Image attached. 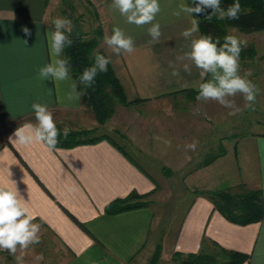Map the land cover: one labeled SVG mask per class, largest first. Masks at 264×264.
I'll return each instance as SVG.
<instances>
[{
    "label": "crops",
    "instance_id": "crops-1",
    "mask_svg": "<svg viewBox=\"0 0 264 264\" xmlns=\"http://www.w3.org/2000/svg\"><path fill=\"white\" fill-rule=\"evenodd\" d=\"M112 2L103 0L98 6L105 18L104 36L118 26L135 47L132 54H117L104 37L100 44L132 101L117 105L103 124L118 132L122 142L107 134L97 142L49 151L44 144L25 148L9 142L17 127L36 123L33 102L47 104L62 129L94 128L97 121L86 113L80 98L68 100L71 85L76 84L70 74L60 82L38 76L40 68L56 59L50 54L48 36L54 31L49 21L55 19L57 0H0V182L9 178L15 182L36 217L33 223L41 224L39 244L26 250L18 247L15 256L0 251V264H17L20 256L19 264H149L156 255L154 264H179L173 253L197 252L203 238L248 254L242 264H264V212L257 222L237 224L199 192L244 184L261 190L264 206V132L234 139L229 115L234 106L196 100L185 92L196 91L199 83L211 79L208 74L202 80L185 55L192 40L202 35L200 28L187 38L181 35L196 19L180 8L190 3L159 0L161 11L153 23L161 25L162 34L153 44L147 31L151 25L127 23L118 9L110 7ZM240 66L243 76L248 69ZM173 68L179 77L171 75ZM234 97L226 99L233 102ZM241 101L245 113L246 101ZM193 141L195 151L188 147ZM128 150L146 160L154 174ZM210 151H214L210 156H217L206 163ZM173 176L188 182L194 196L175 232L168 228L161 233L148 197L158 182ZM133 192L146 194L147 205L104 212L108 202ZM41 254L43 259L37 260Z\"/></svg>",
    "mask_w": 264,
    "mask_h": 264
},
{
    "label": "clouds",
    "instance_id": "clouds-1",
    "mask_svg": "<svg viewBox=\"0 0 264 264\" xmlns=\"http://www.w3.org/2000/svg\"><path fill=\"white\" fill-rule=\"evenodd\" d=\"M195 7L181 4L182 11L189 15L203 14L208 9L211 13L207 15L210 19L216 16L220 20L225 18L230 20L239 19L242 12L239 0L222 8L221 0H193ZM110 7L119 10L121 16L126 18L129 24L137 26L151 25L148 28V34L151 36L149 43H158L161 37V25L156 22L157 14L161 11L159 0H113ZM176 16L180 12L173 13ZM54 31L49 33L48 43L49 51L52 57H56L52 63H48L38 71L39 78L43 80L52 79L56 82L69 79V59L60 58L66 46L72 45V40L66 35V32L72 30V21L57 17L53 20ZM191 28L185 29L181 35L185 38L199 31L197 19L191 21ZM26 35H31L29 29L24 28ZM223 44L220 43V37H213L209 34L199 36L191 42V51L185 55L193 61L200 70L199 75L203 80L208 74L211 79L199 83L196 89V100H215L225 107H232L233 102L228 101L226 97L241 94L246 101V108H253L256 97L260 92L259 87L247 77L251 76V70L240 75V54L241 47L246 46V42L234 35L223 37ZM104 42L119 54L121 51L132 54L135 51L133 39L125 36L122 29L118 26L113 27L110 36H104ZM26 43V41H24ZM110 59L97 53L95 62L92 66L83 70L79 80L86 88L92 87L98 73L107 72V66ZM185 71H188L185 65ZM171 75L179 77V71L173 68ZM72 91L67 94L68 100L79 99L83 92L76 91V84L71 85ZM31 109L35 114L36 123L26 122L17 127L9 136V142L14 145H20L28 148L34 144H44L49 151L57 150L61 130L58 129L53 118V113L48 105L39 102H33ZM241 112L237 108L229 115H236ZM70 129H63V136L67 139ZM188 147L195 151L197 142L193 141ZM11 177V172H10ZM36 217L29 212L27 201L19 193L15 182L10 178L7 182H0V251H6L15 256L17 248L26 250L30 245H36L41 242L38 235L41 224L33 223ZM22 256L16 257L19 264ZM37 260H42L43 255L36 256Z\"/></svg>",
    "mask_w": 264,
    "mask_h": 264
},
{
    "label": "trees",
    "instance_id": "trees-1",
    "mask_svg": "<svg viewBox=\"0 0 264 264\" xmlns=\"http://www.w3.org/2000/svg\"><path fill=\"white\" fill-rule=\"evenodd\" d=\"M190 1L188 0L189 3ZM239 2L242 8L239 19L230 20L225 18L220 20L216 16H212L210 19L208 17L202 19L196 17L202 35L209 34L214 38L220 37V43L223 44V37L228 35L226 32V26L228 25L236 26L241 31L264 29V0H239ZM232 3H234V0H221V6L225 9ZM71 19L80 24L78 18L70 16ZM83 33L82 37L74 38L70 37L66 32V35L73 42L71 46L65 47L60 58H70L69 74L76 82L77 91L84 93L80 97L81 102L88 111L92 112L94 118L101 126L113 115L117 105L126 106L132 101L127 99L111 63L107 66V72L98 73L92 87L86 88L80 82L79 77L83 70L94 64L95 55L99 53L106 56L100 46L104 37L101 23L98 21L97 26L91 31V36L87 37V33L84 31ZM248 56L250 54L246 49H243L240 59L243 60ZM185 92L190 96L197 95L194 90ZM57 127L61 130L57 147H73L82 143L97 142L107 136L105 133L92 136L96 128H84L70 130L67 139H65L62 134V127L59 125ZM215 156L217 155L209 156L205 162H210ZM199 192L205 194L213 203L214 208L231 222L244 225L257 222L263 216L264 206L260 189H250L244 184H238L235 187L200 190ZM145 196L147 195L133 192L125 197L115 198L104 206V212L116 214L146 206L147 201L143 199ZM208 246L212 248V251L208 250ZM156 258L157 255L149 264H154ZM172 259L179 264H242L248 259V254L226 249L210 239L203 238L201 247L197 252H174Z\"/></svg>",
    "mask_w": 264,
    "mask_h": 264
},
{
    "label": "rangeland",
    "instance_id": "rangeland-1",
    "mask_svg": "<svg viewBox=\"0 0 264 264\" xmlns=\"http://www.w3.org/2000/svg\"><path fill=\"white\" fill-rule=\"evenodd\" d=\"M103 0H57L55 8L54 18L63 17L70 20V16L79 19L82 30L87 33V37L91 36V31L97 26V23H101L104 30L105 18L100 13L98 6ZM98 16V17H97ZM50 26L54 28L52 20L49 21ZM55 30V29H54ZM226 32L228 35H234L246 42V46L242 45L243 49H246L250 56L245 59H240V64L251 70L252 75L249 79L255 83L260 92L256 97L253 108H248L247 112H243L241 109V101L243 96L240 94L234 97L233 106L234 110L239 108L241 112L233 115V138L243 137L244 134H251V132H264V29L255 31H241L236 26H226ZM256 76V77H255ZM255 77V78H254ZM239 102V103H238ZM238 103V104H237ZM88 112L91 117L92 112ZM87 124L92 122L86 121ZM92 125H95L92 124ZM96 130L92 136L106 133L109 136L116 138V140L122 142L120 134L116 135L108 126H98L96 122ZM138 161L145 164V168L154 174V171L146 160L139 159L131 150H128ZM214 151H210V154ZM177 176H173L170 181L166 183L158 182L156 190L153 196L148 197L149 202L154 210V223L162 230L170 229L171 234L175 232L184 210L188 206L190 200L193 198L192 187L188 185V182L178 181ZM235 187V186H232ZM225 189V188H222ZM146 199V196L143 198ZM209 247V246H208ZM210 251L212 248L209 247Z\"/></svg>",
    "mask_w": 264,
    "mask_h": 264
},
{
    "label": "water",
    "instance_id": "water-1",
    "mask_svg": "<svg viewBox=\"0 0 264 264\" xmlns=\"http://www.w3.org/2000/svg\"><path fill=\"white\" fill-rule=\"evenodd\" d=\"M190 5L193 6V7L196 6L195 3L193 2V0L190 1ZM211 11H212L211 9H208V10H207L205 13H203V14H195V13H194V15H195L197 18L202 19V18H206L207 15L211 13ZM71 21H72V30H71L70 32H67V34H68L70 37H74V38H76V37H82V36L84 35V33H83V30H82L80 24H79V23H76L73 19H71ZM241 47H242V46H241Z\"/></svg>",
    "mask_w": 264,
    "mask_h": 264
}]
</instances>
